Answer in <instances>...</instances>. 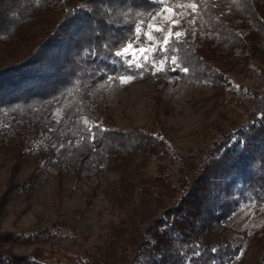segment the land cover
Segmentation results:
<instances>
[{
  "label": "trees",
  "instance_id": "obj_1",
  "mask_svg": "<svg viewBox=\"0 0 264 264\" xmlns=\"http://www.w3.org/2000/svg\"><path fill=\"white\" fill-rule=\"evenodd\" d=\"M166 7L180 22L155 43L146 34ZM261 62L264 0H0V150L12 161L0 203L45 171L59 195L68 176L115 173L108 190L125 217L80 264H232L247 254L264 264V228L229 237L226 225L240 203L264 204ZM123 78L152 86L150 126L113 121L107 91ZM181 81L212 88L228 120L183 148L159 115V94ZM28 160L32 172L13 182ZM76 236L59 214L28 235L0 231V264H46L43 249L14 246Z\"/></svg>",
  "mask_w": 264,
  "mask_h": 264
},
{
  "label": "rangeland",
  "instance_id": "obj_2",
  "mask_svg": "<svg viewBox=\"0 0 264 264\" xmlns=\"http://www.w3.org/2000/svg\"><path fill=\"white\" fill-rule=\"evenodd\" d=\"M179 22V14L166 7L153 18L148 34H151L155 43H165L170 37L169 33L172 34L173 24L178 25ZM261 64L264 67V63ZM235 78L245 84L252 82L243 74ZM153 95L150 84L132 82L129 78H123L122 85L111 87L107 91L106 102L115 124L121 128L150 126L154 112ZM159 95L162 125L168 136L181 148L197 141H210L216 125L228 121L221 115L224 114L221 107L223 99L214 97V90L205 84L181 81L170 85ZM11 165L12 161L0 150V198L11 179ZM33 165L31 160L22 161L13 182L24 181L32 172ZM175 170V166H171L166 174H172ZM149 172L155 174L154 168L150 167ZM116 177L115 173L90 174L75 183L68 176L59 195L55 174L49 171L39 173L33 178L31 186L19 187L8 194L4 203H0V231L28 235L47 225L50 219L59 214L67 228L77 229L82 236L17 244L14 250L18 254L29 255L34 249L41 248L46 255L41 260L46 264H80L87 257V252L98 255L106 249L113 226L125 217L126 209L115 205L108 190L111 180ZM148 185L145 182L143 186ZM93 191L95 195L89 206L85 207V200ZM226 225L231 229L227 231L229 237L236 236L242 230H262L264 204L257 208L251 202L240 203ZM116 248L119 254L122 251L120 244ZM247 257L242 261L237 259L232 264H253L251 256L247 254ZM110 260H116V257L112 256Z\"/></svg>",
  "mask_w": 264,
  "mask_h": 264
},
{
  "label": "snow or ice",
  "instance_id": "obj_3",
  "mask_svg": "<svg viewBox=\"0 0 264 264\" xmlns=\"http://www.w3.org/2000/svg\"><path fill=\"white\" fill-rule=\"evenodd\" d=\"M191 7L193 8V9H195L196 8V5L195 4H193V5H191ZM173 27H175V23L173 24ZM157 30H159V29H157ZM139 29H137V32L139 33ZM147 35V38L148 39H150V40H152L153 39V37L151 36V34L149 33V34H146ZM177 36H179L180 34L179 33H177L176 34ZM169 36H171V33H169ZM129 47H131V45L129 46ZM141 51H143V50H141ZM118 55L120 54V53H117ZM175 61L173 60V63H174ZM185 71H187V69H184Z\"/></svg>",
  "mask_w": 264,
  "mask_h": 264
}]
</instances>
